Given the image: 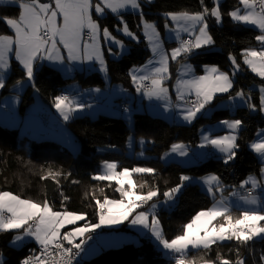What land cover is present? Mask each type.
I'll return each mask as SVG.
<instances>
[{"label":"trees","instance_id":"obj_1","mask_svg":"<svg viewBox=\"0 0 264 264\" xmlns=\"http://www.w3.org/2000/svg\"><path fill=\"white\" fill-rule=\"evenodd\" d=\"M25 1V0H19ZM142 13L122 12L94 17L101 29L107 28L119 36L128 45V52L119 58H110L105 54L109 84L120 83L128 91H133L131 67L142 65L151 52L142 32V20L154 22L159 30H163L165 13L168 12H208L214 0H139ZM222 23L216 24L206 14L208 31L212 44L207 49L182 55L178 59H190L197 72H202L205 64H214L230 72L227 67L229 56H233L241 70L236 73L233 86L228 94L218 96L216 100L229 97L238 92L249 98L248 102L257 108L251 112L248 107H238L231 113L228 109L216 110L210 117L200 116L192 124L171 123L161 117L147 112L133 114L131 125L122 117L98 114L95 118L77 116L64 124L70 136L77 144V152L55 138H16V128L5 126L0 122V192H9L22 199L39 204L45 202L55 212H75L84 215L83 222L96 224L99 219L97 201L121 199L117 188L118 182L99 180L101 163L113 161L117 170L133 168H151L152 173H132L134 189L142 194L156 191L155 200H163L164 193L183 183L177 203L171 210L160 208L157 215L162 226V236L173 239L184 231V226L201 210L208 209L212 204L210 196L191 178L210 173L218 175L220 186L226 190L235 188L249 175L258 174L262 162L252 152L248 144L254 139L257 129H264V116L261 113L260 85L264 79L243 65L246 51L258 46L256 37L260 31L233 21L229 17L231 10L241 6L240 0H223L219 4ZM207 12V13H208ZM18 5L0 4V34L11 31L3 22V18H18ZM126 24L135 36L127 39L117 32V28ZM11 70L5 80L1 94L6 95L12 87L26 78V71L15 61H11ZM35 64L32 84L20 94L19 111L23 113L32 103L34 92L38 90L48 105L56 103L60 89L72 80H78L82 86L105 87L107 81L97 72L85 74L75 71L71 77L45 63L39 67ZM68 90V89H66ZM69 91V90H68ZM71 94V93H70ZM237 118L241 121L235 149L236 156L225 163V159L215 152L191 164H182L171 160L164 162L162 155L175 143L196 145L199 130L205 123L216 119ZM46 121V119L44 120ZM130 135L135 140L145 139L146 158L139 159L125 153L126 142ZM141 146L135 143L134 150ZM186 176L187 181H181ZM142 205L140 208H145ZM230 215V214H229ZM221 217L217 222L224 221ZM264 224V221H262ZM121 228H126L123 226ZM17 231H0V264H19L28 247H35L27 242L21 247L10 244ZM187 264L210 262L221 264L222 260L229 264H264V237L253 238L246 243L235 238L228 241L215 242L209 248L203 247L189 250L184 255ZM175 257L167 258L148 238H141L140 243H125L107 247L96 256L76 264H176Z\"/></svg>","mask_w":264,"mask_h":264},{"label":"rangeland","instance_id":"obj_2","mask_svg":"<svg viewBox=\"0 0 264 264\" xmlns=\"http://www.w3.org/2000/svg\"><path fill=\"white\" fill-rule=\"evenodd\" d=\"M221 1L223 0H214V4L212 8L216 7L220 11L219 4ZM21 2H26V1L0 0L1 4L19 5V3ZM237 9H239V14L241 15L245 14L246 11L252 10V9H245V7L241 4V6L231 10L230 13L232 11H236ZM210 12L211 10L208 13H205V18L202 22H193L182 18L172 19L170 14H174L177 17H179V15L182 13H188L189 15H192L195 13H204V12L165 13L164 16L166 19L162 31L157 28L154 22L142 20V32L145 41L147 43V46L151 52V56L142 65L131 67V69L129 70L131 74L134 90L127 91V89L124 88L120 83L109 84L108 80H106L107 84L105 88L97 87V86L85 87L82 86L78 80H72L66 85V89H68L69 92L71 93V98L65 101L63 106V113H65V111H70L71 108H76V110H80L78 111L80 112L79 113L80 115L85 114L84 112H86L85 110L88 109L87 108L88 106L84 105V100L82 101V103L76 102L82 96L81 93L83 91L85 92V96L87 100L86 105H90V109L92 111L100 107V105L112 104V103L116 105L120 101H122L121 99L129 96L130 99L127 100L128 108L126 110H118V109L115 110L111 107L112 109L110 111L108 112L105 111V113L103 114L110 116H118V117L121 115L123 118L129 120L130 122H131V117L134 114L136 104L141 105L139 112H147L150 115L161 117L171 123H176V124H192L198 117L202 115L210 117L212 114H214L216 110H222V109H228L229 112L231 113H233L238 107H248L251 112L257 111V108L248 102L249 98L246 97L241 92H238L241 95H237L238 93H236L229 97H224L216 100L218 96L228 94L232 88L231 87L227 92L214 93L211 102L206 104L205 107L201 109L200 112H198L195 118H193L191 121L184 119V116L187 114V110L190 108H194V105L196 103L202 101V97H197L195 88L183 82L191 81L200 76H205V75L209 76V78L212 79L215 75H218V73H209L207 69L215 67L219 70V72H224L229 76V79L231 80L233 86V81L235 79L236 73L241 70V66H239V70H235V65L233 64L234 58L231 55L229 56V62L227 63L228 65L227 67L230 69V72L225 69L219 68L214 64H205L202 66L203 71L197 72L190 59H185V60L178 59L183 54L188 55L190 51L197 52L202 49H207L212 44V43L202 44L200 48L193 47V45H195L197 41V37L201 36L199 29L203 27L205 24L207 25V30H206L207 35L211 37L208 31V20L206 19V14H208L216 24L222 23V15L220 21L217 22L216 17L210 15ZM134 13H139V14L142 13V7H140V9H138ZM229 17L232 19L230 15ZM233 21L259 30L260 31L259 35L264 34L261 32V30L258 27L254 25H250L236 20ZM146 25H152V27H146ZM125 27L128 28L126 24H122L121 27L117 28V32L127 39L130 38L135 39V36L133 35V33L130 31L129 28L128 31L131 32L132 35L129 36L125 34V32L123 31ZM8 29L11 31V33L6 35H10L14 37V31L9 27ZM103 29L102 30L99 29V31L96 33L95 41L91 39V33L87 27H85L82 30L81 36L79 38V50L77 53H74L76 55L75 59H69L68 49H66L64 45L61 43H56L55 49L51 52L53 59H48L47 57L49 56V52L46 49L52 47V41H48V43L45 44L44 49H42L39 53H37L36 58L33 60V76H34L35 64L36 62H38L39 66L45 63L47 65H50L58 69L65 77H71L75 73V71H83L85 72V74L96 71L97 72L96 75H101L103 78L107 79L108 74H107V64H106L105 54L107 53L110 58L117 59L122 54L128 52L129 47L123 39H121L117 35H114L110 30H108L110 33V38L106 40L103 35ZM186 37L192 39L191 45L185 46L182 44L183 39ZM85 45H87L86 49H85ZM182 46L189 48L190 50L188 52H181L175 59H172L173 50L177 48H181ZM247 51H257V52L264 51V44L258 41L257 47L250 48ZM86 57H90V58H86ZM245 58H246V54L244 56L243 62ZM6 59H7V67L0 68V79H2L4 83L11 70L12 60H15L24 69L20 60H18L16 57L14 44L12 46V50L7 53ZM165 59L167 61V65H166L167 71L166 72L162 71L160 73H157L156 69L164 67L162 61ZM236 65H238L237 62ZM243 65L249 68L248 65L244 63ZM24 70L26 71V69ZM33 76L32 79H29L26 72V78L17 82L12 87V91L8 92V94L6 95L1 94L3 87H0V121L3 124H9L8 126L11 128H16V138L27 136L28 138L39 139L41 137L37 135L35 136L31 134V132H35V130H43V129L45 130L49 128H53V129L60 128L66 135L67 134L70 135L65 124L63 126L55 125L54 121H49L51 119H49L48 112H51V109L44 107L42 105L41 102L42 97L38 90H35L34 99L32 103L25 109V111L23 113L19 111L20 94L24 92L25 88L29 84H32ZM133 76L137 77L135 81L133 80ZM141 77H147V79H140ZM153 79L161 80V87L167 89V91L165 93H162L160 97L146 95V93H148L153 88L152 85ZM143 81H147L150 83V87L147 91H144L141 88L140 84ZM261 88H264V85L259 86L260 96L262 97L264 96V93L261 92ZM108 89H110L111 92L110 95H108L109 94ZM93 91H96V93L100 96L97 97V100H95L92 95ZM189 96L194 97L195 99L194 104H187L184 101L185 98ZM132 99H134L136 103H131ZM53 107H55V105ZM7 108L13 110V112L8 110ZM39 108H42L41 109L42 112L47 117L48 120L47 122L39 117L37 113V111L40 110ZM261 113L264 116V111H261ZM93 114L95 115H91L90 116L91 118H95L96 116H98L99 113L98 114L93 113ZM59 115L61 116V118L65 119L61 110H59ZM127 116H130V118H127ZM9 119H12V121L6 123L7 120ZM234 120H238V119L230 117L224 119H216L214 122L210 121L208 123H205L204 125H202V127L199 130V137L196 145H188L186 143H175L173 145H178L180 147H178L177 150L173 151V145H172L170 149L162 155L161 157L162 160L164 162L175 160V161H179L182 164H191L198 162L196 161L197 158L201 159L200 157L201 154L207 151H213L217 155L227 160V155L225 153L220 152L218 149H216L210 143H208L207 140H205V137H208V139L211 140V139H216L218 137L231 135V136H235L237 140L242 125H240L236 129H230L227 127L225 123H223L225 121L232 122ZM262 132H264L263 128L257 129L254 139L248 144L249 149L252 152H254L256 156L259 158V160L263 163L261 170L264 169V158H262L259 153L255 152L251 148V145L253 143H259L262 139H264V136H261ZM52 138L57 139L58 137L53 136ZM135 143L141 146V148L138 150H134ZM62 145L69 148L74 153L77 152V149L69 145L67 141L63 140ZM143 148H145V139L138 138L137 140H135L134 136L130 135V137L126 142L125 153L129 156H134L136 158L143 159L147 157V154L145 153ZM181 152H183L184 154L181 155ZM108 163H114L116 165V163L113 161L102 162L101 172L98 176L109 173V170L106 167V164ZM123 170L119 171L117 170V168H115V172L117 173L122 172ZM261 170L259 175L258 174L249 175L246 179H244L241 182L239 186L229 190H226L224 187L220 186L219 177L215 173L196 176L191 178L188 182L198 183L200 185V188L203 191H205L212 199L211 206L208 209L201 211H207L209 209H213L214 207L227 208L228 209L227 214L228 215L230 214L232 218V222L235 223L237 219L241 218L242 213L245 211H256L259 212L261 215H264V172H262ZM211 177H216V180H211V182L209 183ZM250 177L255 178L258 187L253 189L251 183H247V184L244 183L246 180H249ZM110 180L118 182L119 185L125 189V191H132L136 195H146L135 191L134 187L130 186L128 181L124 178L117 177ZM131 183L132 185H134L132 176H131ZM247 187H250L251 190H253V192L249 194L245 193L244 189ZM209 188L212 189L211 192L209 191ZM181 190L172 199H168L165 197L163 200H155L153 197L152 200L144 203L146 205L145 208L139 207L131 216L128 217V219L124 220L121 223L102 224L100 225V227L95 228L92 231L85 232L82 236L73 237V244L74 245L80 244L76 263L82 262L83 260L90 259L96 256L107 247L119 246L125 243H135V244L140 243L141 238H148L151 242H153L156 245V247L162 252V254L165 257L167 258H172L173 256L180 257L178 259H182L184 262L183 255L185 253H187L189 250L201 248L202 246L197 248H193L189 246V248L185 250L183 253H177L168 249H164L163 245L160 244V242L152 234L150 228H145L143 225L140 224L134 225L131 222L132 219L135 217V215L141 211L146 212L148 214L149 223L151 222L152 216H155L156 219L159 220L157 211L160 208L164 210L173 209L175 207V204L177 203L178 195L181 192ZM244 198H247V200H251L255 198L257 200V203L256 204L247 203ZM23 200H28V199H23ZM109 200H114V201L124 200L125 203H127L128 198L123 197L121 199H109ZM40 205L43 206V204ZM153 205H155L154 208L152 207ZM72 213L83 215L75 212ZM4 215L7 217L10 215V213L5 212ZM196 215L197 213L192 217V219L188 223H190ZM221 217H216L215 219L211 220L210 223L207 222V218H202L201 221L198 222V225L193 228L192 230L193 233L199 236H203L204 231L200 227L201 225H204L210 230L213 228L219 230L221 225L226 224L225 220L222 222H217V220L220 219ZM99 223L100 221L98 219V222L96 224ZM259 223L261 226H264L262 221H260ZM29 224L32 225V230L34 231L35 221H29ZM68 225L69 227L65 229L66 232H70L77 227H84L87 225V223L85 224L83 220H78L75 223ZM90 225H94V224H89V226ZM123 226H126V228H121ZM24 227H28V225H25ZM158 227L162 234V226L160 220ZM63 228L60 229L61 234H63L62 233ZM16 230L18 231L14 234L13 239L10 241V244L12 246L21 247L25 242L29 241L32 238V236H28L24 234L23 228ZM183 234L184 231L180 235ZM16 236H20L21 239L16 240L15 239ZM262 237H264V234L260 236H256L254 238H262ZM166 240L171 241L172 239H166ZM228 240L230 239H226L223 241H228ZM223 241L218 240V242H223ZM183 264H187V263H183ZM201 264H212V263L205 262Z\"/></svg>","mask_w":264,"mask_h":264},{"label":"snow or ice","instance_id":"obj_3","mask_svg":"<svg viewBox=\"0 0 264 264\" xmlns=\"http://www.w3.org/2000/svg\"><path fill=\"white\" fill-rule=\"evenodd\" d=\"M240 3L245 9H252L246 11L245 14H239V9L232 11L229 15L233 20L241 21L250 25L258 27L262 33H264V0H240ZM54 4V7H53ZM136 9L139 7L137 0H98L93 5L92 0H52V3H42L40 0H27V2L19 3L20 14L18 18H3V22L14 31V37L6 34H0V68L7 67L6 55L12 50L13 44L15 45L16 57L20 60L24 69H26L27 76L32 79L33 76V60L36 58L37 53L44 49L45 44L48 41H52V47L46 49L49 52L48 59H53L51 52L56 46V37H59V43L63 44L69 52V59H75L79 50V38L82 30L87 27L91 33V39L95 41L96 33L99 31L98 24L92 19L90 9L94 8V13L99 14L101 17L105 14L106 9H111L113 13L117 12L120 8L127 6ZM259 6L260 11L256 12V6ZM208 9L205 8L204 13H195L189 15L188 13H182L177 17L174 14H170L172 19L182 18L193 22H202L205 18V13ZM210 15L216 17L217 22L220 21L221 13L218 8L211 9ZM58 18H62V23H58ZM146 27H152V25H146ZM43 29V33L42 30ZM207 25L199 29L201 36L197 37V41L193 47L200 48L202 44H211L212 38L207 35ZM125 34L131 36L132 33L128 31V28L123 29ZM103 35L105 39L110 38V33L107 28L103 29ZM258 41L264 44V34L256 37ZM87 45H85V49ZM190 49L181 47L174 49L172 52V59H175L181 52H188ZM90 58V57H86ZM231 59V58H230ZM102 63V61H101ZM164 67L156 69L157 73L167 71L166 59L162 61ZM235 65V70H239V65ZM244 64L248 65L251 71L262 79H264V51H247ZM209 73H218L212 79L209 76H200L191 81H185L187 85L195 88L197 97H202V101L196 103L194 108L187 110V114L184 116L185 120L191 121L206 104L210 103L213 99V95L216 92H227L232 87V82L229 76L224 72H219L215 67L207 69ZM137 77L133 76L135 81ZM140 79H147V77H141ZM153 88L146 95L160 97L162 93H165L167 89L161 87V80H152ZM0 87H4V82L0 79ZM261 92L264 93V88H261ZM237 95H241L238 93ZM66 96L56 98L55 107L61 110L65 120L68 119V115L63 113V106L67 101ZM262 107L261 111H264V96L261 97ZM230 129H236L241 125L240 120H234L232 122H223ZM264 136V132L261 133ZM208 143L218 149L220 152L227 155L225 163L232 160L236 156L235 149L238 145L235 143V136H224L216 139L209 140L205 137ZM180 147L173 145V151ZM251 148L259 153L264 158V139L259 143H253ZM184 153L181 152V155ZM109 170L108 174L94 177L99 180H110L113 178L121 177L128 181L129 185L134 187L131 183L132 173H152L154 170L151 168H133L131 172L128 169L122 172H115L116 165L114 163L106 164ZM264 172V169L261 170ZM189 178L186 176L181 177V181H187ZM211 180H216V177H211ZM245 184L251 183L252 188L258 187L255 178L250 177L249 180L244 182ZM243 186V185H242ZM183 187V183L172 188L169 192H165L164 196L168 199H172ZM117 191L121 193L122 197H127V203L124 200H109L104 199L103 203L97 201L99 209V224L86 225L84 227L74 228L70 232L63 234L62 239L67 241L69 245L73 244V237L82 236L85 232L92 231L95 228L100 227L102 224H118L128 219L136 209L141 207L142 204L152 200L157 196L156 191H148L146 195H136L132 191H124L121 188H117ZM211 192L212 189L209 188ZM247 203L256 204L255 198L247 200ZM153 208L155 205L152 206ZM5 212L10 213L9 216H5ZM227 208L209 209L207 211H201L193 218V220L184 226V234L176 236L171 241H168L162 237L159 229V220L155 216H152L149 223V216L146 212H139L132 219V224H140L145 228H150L152 234L163 245L164 249H168L177 253H183L189 248L203 247L209 248L216 241H223L226 239L235 238L240 242L246 243L252 240L256 236L264 234V226L260 225V221H264V215H261L256 211H245L242 213L240 219H237L235 223L232 222V218L227 214ZM224 217L226 224L221 225L219 230L213 228L208 229L204 225L200 227L204 231L203 236H199L193 233V228L198 225V222L202 218H207V222L216 217ZM83 215L74 214L72 212H55L51 209L47 202L41 206L29 200H23L19 197L9 193L0 192V231H8L13 229H24V234L28 236H34L36 241L42 245V251L47 253L50 245L60 250L56 254L61 256H67V259L63 261V264H71V248H64L63 245L58 242L61 239L62 229L66 224H73L78 220H83ZM29 221H35V230H32V225ZM28 225V227H24ZM16 240L21 239L20 236L15 237ZM76 249L80 248V244H75ZM264 259V257H262ZM34 260H39V264H61L60 261L46 262L40 260L39 257L26 258L21 264H33ZM176 264H183L182 259H178ZM221 264H229V261L222 260ZM237 264H243V261H237Z\"/></svg>","mask_w":264,"mask_h":264},{"label":"crops","instance_id":"obj_4","mask_svg":"<svg viewBox=\"0 0 264 264\" xmlns=\"http://www.w3.org/2000/svg\"><path fill=\"white\" fill-rule=\"evenodd\" d=\"M26 2H27V0H25ZM40 2H42V3H52V0H40ZM92 2H93V5H95L97 2H98V0H92ZM137 3H138V5H139V7L138 8H136V9H133V8H131V6L129 5V6H127V7H125V8H120V9H118L117 10V12H115V13H113L112 11H111V9H106L105 10V14L103 15V16H105V15H107V14H119V13H122V12H135V11H137L138 9H140V7H141V4H140V2H139V0H137ZM1 4V3H0ZM53 7H54V4H53ZM90 14L92 15V19L96 22V20L94 19V17H101L99 14H95L94 13V8L93 9H90ZM58 23H62V18H58ZM97 23V22H96ZM99 26V25H98ZM99 29L100 30H102L100 27H99ZM57 38V43H59V38L58 37H56ZM105 80H109V77H107V79L106 78H104ZM94 87V86H93ZM103 88H105V87H103ZM108 88H109V86H108ZM109 90V94L108 95H110L111 94V92H110V89H108ZM128 91V90H127ZM90 93V92H89ZM89 93H87V94H89ZM81 97L76 101V102H78V103H82V101L84 100V105L85 106H88L87 108V110H85L86 112H84L85 114L84 115H80L79 113L80 112H78V111H80V110H76V108H71L70 109V111H65V114H67L68 115V119L67 120H65V119H63V118H61V116L59 115V110L58 109H56L55 107H53L55 104H53V105H48V104H46V102L43 100V98H42V100H41V102H42V105L44 106V107H47V108H50L51 109V112H48L49 113V119H51V120H49V121H54V123H55V125H64V123L66 122V121H68V120H71V119H73V118H75V117H77V116H91V115H95V114H93V113H96V114H101V113H105V111H110L112 108L113 109H115V110H117V108L115 107V105H114V103H112V104H105V105H100V107H98L97 109H95L94 111H92L91 109H90V105H86V103H87V100H86V96H85V92L83 91L82 93H81ZM92 95H93V97H94V99L95 100H97V97H100L97 93H96V91H93L92 92ZM118 95H120V94H118ZM41 97H42V95H41ZM119 97V96H118ZM70 98H71V96H70ZM69 98V99H70ZM69 99H67V100H69ZM119 99V98H118ZM128 99H130V97L129 96H127V97H124L123 99H121L123 102H127V100ZM132 101H133V103H136V101L134 100V99H132ZM112 107V108H111ZM140 107H141V105L140 104H136L135 105V110H134V113H136V112H139V109H140ZM8 110H10L11 112H13V110H11V109H9V108H7ZM40 110H38L37 111V113H38V115H39V117L41 118V116H40V114H43L44 115V117H45V119H46V122L48 121L47 120V117L45 116V114L42 112V108H39ZM121 116V115H120ZM122 117V116H121ZM123 118V117H122ZM127 118H130V116H127ZM125 119V118H124ZM129 124L130 123H132V120H133V116L131 117V122L129 121V120H127V119H125ZM12 121V119H9V120H7V122L6 123H8V122H11ZM1 122V121H0ZM2 123V122H1ZM3 124V123H2ZM5 126H8L9 124H4ZM9 127V126H8ZM57 127V126H56ZM31 134H33V135H37V136H39V137H41V138H52L53 136H57L58 138H57V140H59L61 143H62V141L64 140V141H67L68 143H69V145H71L72 147H75V149H77V144H76V142L75 141H73V139H72V137L70 136V135H66L60 128H55V129H53V128H49V129H43V130H35V132H31ZM208 152L209 151H207V152H205V153H202L201 154V159L202 158H205L207 155H208ZM199 157V158H200ZM197 160H200V159H198L197 158ZM86 224V223H85ZM87 225H89V224H87ZM65 228H63V230H62V233L64 234V233H66V228H68L69 227V225L67 224V226L65 225L64 226ZM13 230H15V231H18V230H16V229H13ZM63 234H61V235H63ZM27 242H33L34 244H35V246H39V245H41V244H39L37 241H36V239H35V237L34 236H32V238L29 240V241H27ZM27 242H25V243H27ZM67 242V241H66ZM24 243V244H25ZM23 244V245H24ZM73 246H74V244H72ZM78 257V256H77Z\"/></svg>","mask_w":264,"mask_h":264},{"label":"built area","instance_id":"obj_5","mask_svg":"<svg viewBox=\"0 0 264 264\" xmlns=\"http://www.w3.org/2000/svg\"><path fill=\"white\" fill-rule=\"evenodd\" d=\"M255 11L256 12H259L260 11V8L259 6L257 5L256 8H255ZM42 33H43V30H42ZM56 41H57V38H56ZM182 44L185 45V46H188V45H191L192 44V39L191 38H184L183 41H182ZM141 88L144 90V91H147L150 87V83L147 82V81H143L141 82ZM61 96H66L68 99L70 98L71 94L68 90L64 89V88H61L60 89V92H59V95L58 97H61ZM194 97L193 96H189V97H186L185 98V102L187 104H194ZM117 109L119 110H126L128 108V105L126 103H118L116 105ZM41 118L43 120H45V117L43 114H40ZM213 153V151H209L208 152V155H211ZM244 192L245 193H252L253 190H251L250 187H247L244 189ZM87 224H89V221H86ZM62 236L61 235V239L60 242L64 248H71L72 249V253H71V264H76V260H77V255H78V249H76L73 245H69L66 241H64L62 239ZM60 251L56 248H54V246L50 245L49 248H48V251L46 254L43 253L42 251V245H39V246H32V247H28L27 251H26V254L24 255L23 258L20 259L19 261V264H21L22 261H24L26 258H29V257H39L40 260H44L46 262H52V261H60L61 264H63V261L67 259V256H64L63 258L59 255H57L56 253ZM178 258L180 257H176L175 261L178 260ZM33 264H39V260H34L33 261Z\"/></svg>","mask_w":264,"mask_h":264},{"label":"bare ground","instance_id":"obj_6","mask_svg":"<svg viewBox=\"0 0 264 264\" xmlns=\"http://www.w3.org/2000/svg\"><path fill=\"white\" fill-rule=\"evenodd\" d=\"M120 102H122V103H126L127 105H128V101L127 102H123V101H120ZM119 102V103H120ZM131 103H133V101H131ZM117 105V104H116ZM116 105H115V107H116ZM117 108V107H116ZM119 110V109H118Z\"/></svg>","mask_w":264,"mask_h":264}]
</instances>
